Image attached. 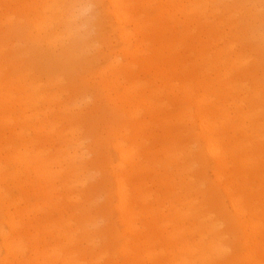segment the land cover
<instances>
[{"label": "bare ground", "instance_id": "obj_1", "mask_svg": "<svg viewBox=\"0 0 264 264\" xmlns=\"http://www.w3.org/2000/svg\"><path fill=\"white\" fill-rule=\"evenodd\" d=\"M109 1L113 6L112 14L119 23L120 36L126 43L120 54L126 61H130L124 65V61L118 59L119 54L113 59L112 65L126 70L138 64L139 70H132L135 77L151 75L150 82L153 85L160 84L159 89L150 91L152 98L157 92L165 95L171 92L174 96L171 102L165 98L158 102L151 101L150 105H153L154 110L167 114L172 113L171 109L181 111L179 114L162 117L161 124L155 125L162 128V136L166 141H160L159 146L157 143L150 144L151 141L156 142V134L153 132L155 126L152 127V133L146 130L151 121H138L134 126L136 132L131 145L124 143L129 136L123 135V140L115 141L119 157L123 163L128 161L130 164L129 173L115 174L122 221L125 223L128 219L127 222L130 223L123 231L119 246L104 248L98 255L92 251L87 254L82 252L85 256L82 259L80 242L83 237L77 234L78 229L67 231L61 226L58 237L62 238V247L47 243L40 248V241L31 235L33 247L30 257L39 255L43 259L49 258L48 262H42L34 257L36 264H120V256L123 258L121 264H264V194L258 197L252 193L254 187L249 181L253 176L264 177V160L256 148L264 142L255 140L260 134L259 130L264 127V122L257 126L252 122L256 116L261 115L262 110L250 106L247 95L252 91L251 97H258L263 87L257 82L255 64L250 62L248 51L246 48H238V45L243 44L245 32L233 34V30L242 27H245L246 33L251 30L257 11L246 12L243 7L246 14L239 17L237 9L231 14L229 8L226 22H218L215 19L226 0H151L159 8L158 14L153 17L146 16L147 0ZM43 4L41 6L44 13L51 15L43 22L37 18L35 26L40 31L56 35L60 34L55 31L58 25H71L74 30L79 31L86 24L87 18L77 21L89 9L84 0H47ZM45 23H48V28L44 30L42 25ZM128 25L133 26L132 32H128ZM132 40L135 42L132 43ZM90 48L91 45L87 43L86 50ZM1 51L2 49L0 64L3 60ZM64 51L74 56L77 51L84 50L83 45L78 42ZM3 83L4 80L0 78L1 91L8 89V85ZM121 83L119 78L111 77L107 78L106 85ZM29 86L33 92L28 97L27 104L43 101L44 97L39 93L38 87H32V83ZM141 87L137 81L123 89L125 93L130 89L139 93ZM223 90L227 94L232 90L240 95L234 99L231 95H224ZM218 91L223 99L216 103L213 97ZM9 95L6 91L3 97L10 99ZM144 101L137 94L130 96L125 102L129 107L128 111L137 117V109L132 112L131 106ZM39 116L40 112L32 109L30 119L36 120ZM8 117L4 115L2 121ZM177 118L191 127L172 129L166 125L175 122L171 119ZM248 124L255 125L251 132L245 130ZM40 128L45 131L47 126L43 124ZM185 137L192 143H177ZM75 140H71L73 152L68 150V154L84 164L88 159V146L83 138ZM23 149L27 150L28 146L24 144ZM201 151H206L213 158L208 162L215 180L229 197L233 210L231 214L203 186L202 176L207 172L208 162L204 160ZM25 154L28 153L18 151L13 156V161L21 167L17 172L20 170L21 173L27 168L33 170L46 185L61 186V180L54 176H59L62 170H55L51 161L43 157V151L35 156L33 154V164L28 162ZM143 159L148 160V163H143ZM0 172L3 173V170ZM152 173L162 177L158 183L168 186L173 199H165L164 203L167 205L163 204V211L169 210V215L174 212V216L170 219V224H166L170 217L164 212V219L157 217L154 222L150 221L149 226L142 227L135 218L142 211L143 204L152 196L148 188L143 190V184H148L145 182L146 175ZM127 177L132 179L131 186ZM234 180L243 188L241 191L244 193L232 192L230 185ZM51 190L55 194L58 192L57 188ZM246 190L250 194H246ZM201 196L202 200L199 199ZM157 200L156 204L162 205L160 197ZM137 207L141 210L136 211ZM69 220L73 225L72 216ZM127 233L132 234L131 240L127 239ZM0 236L13 260L25 262L27 249L23 237L16 236L8 240L3 231ZM114 236L118 242L119 234Z\"/></svg>", "mask_w": 264, "mask_h": 264}, {"label": "rangeland", "instance_id": "obj_2", "mask_svg": "<svg viewBox=\"0 0 264 264\" xmlns=\"http://www.w3.org/2000/svg\"><path fill=\"white\" fill-rule=\"evenodd\" d=\"M46 1L0 0V49L3 52L0 78L4 80V85H8V89L1 91L0 88V170H3V173L0 172V233L3 231L8 240L22 236L27 249L25 262L14 261L0 236V264H36L33 261L34 257L42 262H48L49 258L43 259L39 255L30 257L33 247L31 235L40 241L38 244L40 248L47 243L54 247H62V238L58 237L61 226L67 231L78 229L77 234L83 237L80 242L82 248L80 253L87 254L92 251L98 255L104 248L119 246L123 239V231L130 223L127 222L128 219L125 223L122 221L115 174L129 173L130 164L128 161L123 163L119 157L114 146L115 141L123 140L122 136L125 135L129 136V139L124 143L131 145L136 132L134 126L138 121H151L146 130L152 133V127L161 124L162 117L179 114L181 111L171 109L172 113L167 114L154 110L153 105H150L151 101L158 102L165 98L171 102L174 96L170 94L171 92H167L166 95L157 92L158 94L154 93L152 98L150 91L159 89L160 84L153 85L150 82L151 75L135 77L132 70H139L138 64L126 70L124 67L112 65L113 59H116L126 43L120 36L119 23L112 14L111 1L84 0L89 9L77 21L87 18L86 24L80 27L79 31L74 30L71 25H58L55 31L60 34L56 35L47 34L35 26L37 18L43 22L51 15L45 14L41 6ZM146 6V16L153 17L158 14V5H153L151 0H147ZM243 7L246 12L257 11L251 30L247 33L245 27L233 30V34L236 35L245 32L243 44L238 45V48L244 50L246 48L248 51L250 59H247L255 64L257 82L263 87L258 97H251L252 91L247 93L248 104L262 110L261 115L252 121L257 126L264 122V0H226L215 20L226 22L229 12L232 14L236 9L238 16L243 17L246 14ZM229 8L231 11L228 12ZM47 24L42 25L44 30L48 28ZM133 29V26H127L128 32H132ZM78 42L83 45V52L77 51L73 56L64 51ZM87 43L91 45L89 50H86ZM118 59L124 61V65L130 62L121 54ZM201 72L204 73V70L201 69ZM111 77L119 78L122 83L107 86V78ZM136 80L142 86L141 91L136 93L130 89L125 93L123 87L137 82ZM31 83L32 87H38L39 93L44 97L38 104H27V99L33 92L29 89ZM160 88L163 90V87ZM6 91L9 92L10 99L3 97ZM223 91L224 95H231L234 99L240 95L232 90L230 94H227L226 90ZM137 94L145 101L131 106L132 112L137 109L138 115L134 117L128 111L129 107L125 101ZM222 99L223 95H220L219 91L213 97L216 103ZM32 109L40 112L39 119H30ZM4 115L9 117L2 121ZM171 120L175 122L166 125L172 129L191 127L178 118ZM43 124L47 126L45 131L40 128ZM254 124H248L245 130L251 132ZM153 132L157 140L151 141V145L157 143L159 146L160 141L166 142L161 127L155 126ZM259 132L255 140L264 142L263 126ZM77 138H83L88 146V159L84 164L68 154L70 150L73 152L71 140ZM177 143L183 145L192 141L185 137ZM24 144L28 146L27 150L23 149ZM256 148L264 160V143ZM18 151L28 153L25 155L31 164L34 156L43 151V157L51 161L55 170H62L59 176H54L61 180V186L46 185L33 170L27 168L21 173L20 170L17 172L21 167L13 161V156ZM201 154L206 162L213 160L206 151H201ZM142 162L148 163V160L143 159ZM209 163L206 166L207 172L202 176L203 186L214 199L221 202L222 208L231 214L233 210L229 197L215 180ZM160 179L162 177L159 174L146 175L145 182L148 184H143V190L148 188L152 196L143 204L142 211L135 218L142 227L149 226L150 221L154 222L157 217L161 219L164 212L165 214L169 212L163 211V204H166L165 199L173 197L168 191V186L158 183ZM249 181L254 187L252 193L258 197L264 194V177L253 176ZM127 182L131 186L132 179L127 177ZM230 186L232 192L244 193L241 191L243 188L236 184L235 180ZM50 188H57L58 192L55 194ZM177 190L179 192V189ZM246 191V194H250L249 190ZM71 193L78 194L79 199ZM157 197H160L162 205L156 204ZM199 199L202 200V196ZM168 208L171 209L170 206ZM140 210V207L136 208V211ZM70 216L73 218V225L69 220ZM172 216L174 212L169 215L166 224H170ZM115 234H119L118 242L115 241ZM127 239H132L131 233H127ZM84 257L82 253V259ZM119 260L121 264L122 256Z\"/></svg>", "mask_w": 264, "mask_h": 264}]
</instances>
